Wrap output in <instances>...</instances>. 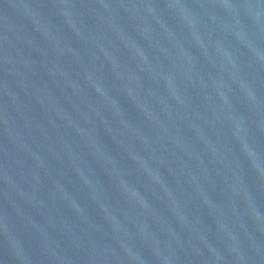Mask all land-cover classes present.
Wrapping results in <instances>:
<instances>
[{"label":"water","instance_id":"1","mask_svg":"<svg viewBox=\"0 0 264 264\" xmlns=\"http://www.w3.org/2000/svg\"><path fill=\"white\" fill-rule=\"evenodd\" d=\"M0 264H264V0H0Z\"/></svg>","mask_w":264,"mask_h":264}]
</instances>
